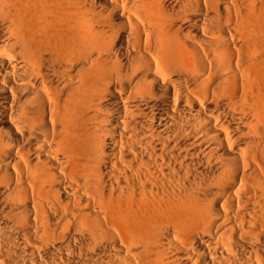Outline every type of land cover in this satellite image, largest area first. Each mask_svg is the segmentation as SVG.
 I'll return each instance as SVG.
<instances>
[{
    "label": "bare ground",
    "instance_id": "obj_1",
    "mask_svg": "<svg viewBox=\"0 0 264 264\" xmlns=\"http://www.w3.org/2000/svg\"><path fill=\"white\" fill-rule=\"evenodd\" d=\"M0 264H264V0H0Z\"/></svg>",
    "mask_w": 264,
    "mask_h": 264
}]
</instances>
